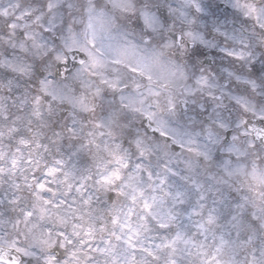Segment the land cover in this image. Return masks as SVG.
<instances>
[{
  "label": "snow or ice",
  "instance_id": "6c2138e0",
  "mask_svg": "<svg viewBox=\"0 0 264 264\" xmlns=\"http://www.w3.org/2000/svg\"><path fill=\"white\" fill-rule=\"evenodd\" d=\"M0 264H264V0H0Z\"/></svg>",
  "mask_w": 264,
  "mask_h": 264
}]
</instances>
